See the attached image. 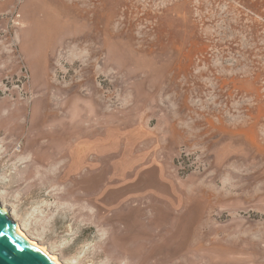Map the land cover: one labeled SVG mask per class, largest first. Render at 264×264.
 I'll return each instance as SVG.
<instances>
[{"label":"rangeland","instance_id":"1","mask_svg":"<svg viewBox=\"0 0 264 264\" xmlns=\"http://www.w3.org/2000/svg\"><path fill=\"white\" fill-rule=\"evenodd\" d=\"M0 205L63 264H264V0H0Z\"/></svg>","mask_w":264,"mask_h":264},{"label":"water","instance_id":"2","mask_svg":"<svg viewBox=\"0 0 264 264\" xmlns=\"http://www.w3.org/2000/svg\"><path fill=\"white\" fill-rule=\"evenodd\" d=\"M0 207V264H61Z\"/></svg>","mask_w":264,"mask_h":264},{"label":"bare ground","instance_id":"3","mask_svg":"<svg viewBox=\"0 0 264 264\" xmlns=\"http://www.w3.org/2000/svg\"><path fill=\"white\" fill-rule=\"evenodd\" d=\"M0 207L4 210V212L13 220V222L15 223V225L16 226H18V227H20L21 229H22V227H21V225L16 221V220H14L12 217H11V215L9 214V212L7 211V209H5L4 207H2L1 205H0ZM23 230V229H22ZM163 232H164V229H163V227L162 226H160V227H157V228H155V230L154 231H152L151 233H149L150 234V236H152V237H154V238H156V237H160V238H162V236H163ZM28 235V234H27ZM29 237V236H28ZM151 241H157V240H151ZM159 241V240H158ZM40 245V244H39ZM40 246H42V245H40ZM42 247H45L46 248V246H42ZM46 250H47V252L50 254V255H52L49 251H48V249L46 248ZM52 256H54V257H56L55 255H52ZM56 258H58V257H56ZM60 261V260H59ZM60 263L61 264H63L61 261H60Z\"/></svg>","mask_w":264,"mask_h":264}]
</instances>
